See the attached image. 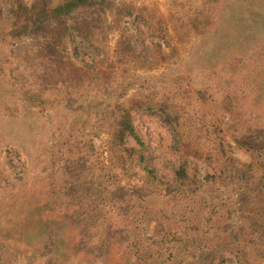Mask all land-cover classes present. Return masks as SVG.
I'll use <instances>...</instances> for the list:
<instances>
[{
	"label": "rangeland",
	"instance_id": "obj_1",
	"mask_svg": "<svg viewBox=\"0 0 264 264\" xmlns=\"http://www.w3.org/2000/svg\"><path fill=\"white\" fill-rule=\"evenodd\" d=\"M96 1L77 68L0 43V264H264V0Z\"/></svg>",
	"mask_w": 264,
	"mask_h": 264
},
{
	"label": "trees",
	"instance_id": "obj_2",
	"mask_svg": "<svg viewBox=\"0 0 264 264\" xmlns=\"http://www.w3.org/2000/svg\"><path fill=\"white\" fill-rule=\"evenodd\" d=\"M97 3L96 0H32L30 5L17 1L6 7L0 2V43L23 36L40 35L49 38L43 41V50L47 57L56 62V69L58 67L60 70L65 69L66 65L72 69L77 68L72 59H78L80 55H83L84 46L74 41L69 28H74L79 33L81 41H87L95 24L84 18L76 19L73 22L74 26L67 22L75 11L87 9ZM128 46H130L129 43ZM82 62L84 63V61ZM49 82L55 83L54 80H49ZM146 109L159 111L168 125L174 128L172 116L163 107L147 106ZM131 110L132 108L122 110L114 130L115 143L124 150L133 149V146L125 144L127 136H131L134 143L140 148L146 146L136 131ZM141 156L140 164L144 170L152 177L157 178L155 169L145 165ZM172 175L175 181L187 178V165L184 160H181L178 166L172 170ZM159 181L164 183L167 188L172 183L162 179Z\"/></svg>",
	"mask_w": 264,
	"mask_h": 264
}]
</instances>
